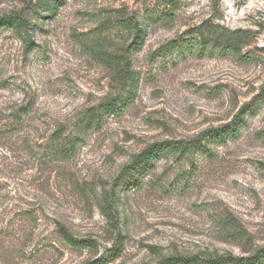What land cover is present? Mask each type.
Returning <instances> with one entry per match:
<instances>
[{"label":"rangeland","instance_id":"1","mask_svg":"<svg viewBox=\"0 0 264 264\" xmlns=\"http://www.w3.org/2000/svg\"><path fill=\"white\" fill-rule=\"evenodd\" d=\"M160 2L0 0V18L40 23L30 48L0 28V264H90L115 248L107 264H158L264 248V0H179L175 17L150 23L131 56L134 101L98 128L78 126L119 92L118 69L100 54L133 34L111 18H143ZM171 40L191 43L158 54ZM234 120L236 134L212 139ZM59 129L81 139L51 160ZM203 134L210 155L162 157L136 173L137 187L134 178L117 185L148 146ZM62 230L90 246L73 247Z\"/></svg>","mask_w":264,"mask_h":264},{"label":"trees","instance_id":"2","mask_svg":"<svg viewBox=\"0 0 264 264\" xmlns=\"http://www.w3.org/2000/svg\"><path fill=\"white\" fill-rule=\"evenodd\" d=\"M46 1V0H44ZM58 1V0H55ZM179 0H161L159 7L162 5L164 9H156L150 12H146L143 18H140L135 13H124L117 11L116 15L111 19L114 20L113 27L117 31H130L133 35L129 42L125 44H117L116 46L102 49L100 59L108 66H114L117 68L116 82L119 85V92L113 96L108 97L102 101L95 108H91L88 113L80 120L78 126L84 131H90L98 128L102 125V122L111 115H116L119 112L126 109L131 102L134 101V94L136 90L133 89V71L131 56L134 52L138 51L146 42L147 28L150 23L156 20H172L175 17L177 11V5ZM36 12V10H35ZM39 14V12H37ZM110 20V18H108ZM109 24V22H108ZM40 26L37 21L31 20V18L19 13L7 14L0 18V28L13 29L23 36L27 42V48L34 45L32 35L34 31ZM109 26V25H108ZM207 39H203V42H207ZM108 42H106L107 44ZM191 43V40H171L162 48L158 50V54L164 55L167 51H174L176 48H183L186 44ZM202 46V51H205ZM217 46H213L211 51L216 49ZM229 47V46H225ZM27 107L22 108L18 113L14 115V119L10 124V128L14 129L20 126L23 122V116L27 113ZM230 124L224 131L219 132L213 136L214 140H225L227 138L226 131L236 134L239 131L240 124ZM81 137L78 134L72 133L66 135L65 129L57 130L51 138L50 142V159H60L62 157H69L72 155L76 147L79 145ZM209 138L206 134L200 135L198 138L190 140H169L161 143H155L148 146L141 153L137 154L133 161L124 166L116 182L117 185L123 179L134 178L130 185L137 187L140 183V178H136V173L145 171L151 167H154L158 159L162 157H168L170 155H177V158H182L185 154H204L210 155L212 149L210 147ZM115 196L110 200L109 207L115 202ZM107 208V206H105ZM64 238L75 248L89 247L90 244L87 240L77 239L76 237L68 234L66 230H62ZM112 256L110 258H99L91 262L90 264H107L113 258L120 255V249H113ZM158 264H264V248H261L251 256H237L233 254H215L210 256H183L173 255L169 256Z\"/></svg>","mask_w":264,"mask_h":264}]
</instances>
